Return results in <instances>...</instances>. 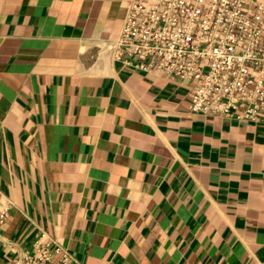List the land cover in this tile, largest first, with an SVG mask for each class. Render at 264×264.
Masks as SVG:
<instances>
[{
	"label": "crops",
	"instance_id": "1",
	"mask_svg": "<svg viewBox=\"0 0 264 264\" xmlns=\"http://www.w3.org/2000/svg\"><path fill=\"white\" fill-rule=\"evenodd\" d=\"M129 1L0 0V264H264V124L116 60Z\"/></svg>",
	"mask_w": 264,
	"mask_h": 264
},
{
	"label": "built area",
	"instance_id": "2",
	"mask_svg": "<svg viewBox=\"0 0 264 264\" xmlns=\"http://www.w3.org/2000/svg\"><path fill=\"white\" fill-rule=\"evenodd\" d=\"M126 14L116 60L186 85L192 113L264 124V0H130ZM33 248L12 264H83L50 237Z\"/></svg>",
	"mask_w": 264,
	"mask_h": 264
}]
</instances>
